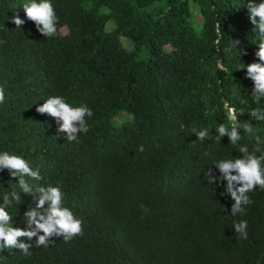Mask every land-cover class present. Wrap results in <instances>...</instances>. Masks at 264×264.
Listing matches in <instances>:
<instances>
[{
  "label": "trees",
  "instance_id": "1",
  "mask_svg": "<svg viewBox=\"0 0 264 264\" xmlns=\"http://www.w3.org/2000/svg\"><path fill=\"white\" fill-rule=\"evenodd\" d=\"M25 2L0 0V152L40 169L43 180L25 177L30 184L60 186L83 234L53 237L29 256L4 248L0 264H264V190L249 192L254 202L233 216L230 196L206 176L212 167L219 176L215 161L239 156L240 145L251 151L257 137L264 151V121L248 116L264 98L253 102V81L238 70L258 59L247 0H52L51 37L27 20ZM15 11L21 28L10 22ZM50 95L92 110L77 141L36 111ZM226 103L237 120L227 119ZM121 113L131 119L117 126ZM246 122L252 133L240 127ZM221 123L239 128L237 145L216 139ZM194 128L207 129L204 141ZM18 182L0 172V203L10 190L21 194L6 210L26 228L33 198ZM240 220L248 221L246 240L233 227Z\"/></svg>",
  "mask_w": 264,
  "mask_h": 264
},
{
  "label": "clouds",
  "instance_id": "2",
  "mask_svg": "<svg viewBox=\"0 0 264 264\" xmlns=\"http://www.w3.org/2000/svg\"><path fill=\"white\" fill-rule=\"evenodd\" d=\"M249 19L253 30L258 36L257 47L254 60L250 64L242 63L238 70L246 69V79L253 81L250 93L255 104L259 105L264 98V0L256 3V0H247L246 3ZM26 18L34 22L39 33L44 37H51L57 33L58 17L56 15L52 0H27L22 5ZM16 28H21L25 20L21 19L17 11L13 17L9 18ZM237 46L239 40H234ZM221 70L223 67L221 65ZM5 100V91L0 86V103ZM242 103L247 104L244 100ZM227 119L232 122L237 120L236 109L225 104ZM36 111L41 115L47 114L55 119L59 133H66L68 142L77 141L78 134L88 132V124L85 117H91L93 112L86 105L73 107L66 102V99L58 95H50L42 104H37ZM249 120L264 121V109L261 107L251 108L248 112ZM245 133H252L251 122H246L242 126ZM198 140L204 141L208 136L207 129L197 131L193 129ZM216 139H221L225 135L229 138L230 144L237 145L241 140L239 128L233 125L230 129L224 124H220L216 130ZM191 143H194L192 141ZM139 151H144V146H139ZM239 156L233 159H221L215 161L214 166L219 170L217 176L213 167L207 170L208 183H214L222 187L220 195L229 197L232 200L230 213L233 216L244 214L245 207L252 204L248 195L257 186L264 190V151L260 148V141L257 137V144L250 151L247 145L239 146ZM260 153V155H257ZM208 155V153H205ZM8 170L11 177H19L18 186L22 193L33 198V204L24 213L26 228L14 227L13 219L6 210L12 206L13 202L19 203L21 194L14 190L8 191L0 203V250L4 248L17 249L23 255H31L30 249L41 246L47 248L55 244L53 237H63L64 242H70L74 237L83 234V221L78 219L73 211L64 205L63 192L60 186L51 184H30L25 177L33 181H41L43 177L40 169H33L29 162L22 156L11 154L8 151L0 152V172ZM226 182V184L224 183ZM227 210V209H226ZM145 212L148 210L145 208ZM235 233L239 239H248V221L240 220L234 222ZM20 238H26L22 241ZM35 238V240H33Z\"/></svg>",
  "mask_w": 264,
  "mask_h": 264
},
{
  "label": "rangeland",
  "instance_id": "3",
  "mask_svg": "<svg viewBox=\"0 0 264 264\" xmlns=\"http://www.w3.org/2000/svg\"><path fill=\"white\" fill-rule=\"evenodd\" d=\"M192 8H193V10L195 12L196 21L198 23H201L202 22V16H201V12H200L199 7L196 6V5H194V4H192ZM112 28H113L112 24L111 23H108L107 26H106V30L107 31H110ZM66 32H67L66 29H63L62 30V33L63 34H65ZM121 42H122L124 48H126L127 50H130L131 49V44L126 39L122 38L121 39ZM130 119H131V117H130L129 114H127V113H121V114H119L118 116H116L114 118V123H115V125L119 126V125H121L124 122L130 121Z\"/></svg>",
  "mask_w": 264,
  "mask_h": 264
}]
</instances>
